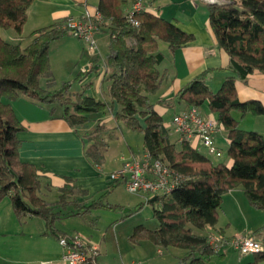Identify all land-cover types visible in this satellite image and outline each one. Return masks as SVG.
<instances>
[{
    "label": "trees",
    "instance_id": "trees-1",
    "mask_svg": "<svg viewBox=\"0 0 264 264\" xmlns=\"http://www.w3.org/2000/svg\"><path fill=\"white\" fill-rule=\"evenodd\" d=\"M33 1L0 0V28H13L21 34ZM126 2L98 1L102 24L109 31L105 73H108L110 103L117 106L114 119L124 122L131 130L142 132L145 149L181 174V182L170 194L154 195L146 201L153 206L158 225L152 229L138 225L131 237L147 238L162 247L182 248L186 250L182 260L187 264H206L215 254L214 250L207 235L192 229L216 224L225 192L241 186L249 204L264 211V135L239 128L232 115L233 111H238L241 116L247 113L264 116V107L259 101H240L235 88L236 79L246 80L255 70L264 74V0L209 2L210 25L219 46L229 57L225 68L228 74L213 91L202 72L182 85L171 98L161 101L167 108L181 103L188 108L198 107L207 102L226 132L227 144L223 150L231 159L230 165L212 162L187 141L177 145L150 98L162 81L157 68L164 58L159 41L174 51L188 44L192 36L146 10L136 15L139 24L133 26L123 11ZM64 22L32 31V38L25 45L20 40L10 42L0 36V200L7 197L19 218L41 217L46 230L55 235V221L63 215L59 207L67 203L68 192L72 189L60 188L57 203H49L38 195L41 175L18 156L21 142L18 133L24 127L10 102L25 96L37 104H58L63 108L61 118L72 126L85 125L90 114L106 111L109 106L106 101L71 91L70 81L52 88L49 46L70 33L64 28ZM80 78L81 75L77 76V80ZM105 126L104 122L98 123L85 135V154L94 163L101 162L107 145L102 137ZM102 197L89 204H80L78 208L85 212L102 206ZM73 213L79 214L80 210ZM253 254V259L244 264L264 261V250Z\"/></svg>",
    "mask_w": 264,
    "mask_h": 264
},
{
    "label": "crops",
    "instance_id": "crops-1",
    "mask_svg": "<svg viewBox=\"0 0 264 264\" xmlns=\"http://www.w3.org/2000/svg\"><path fill=\"white\" fill-rule=\"evenodd\" d=\"M98 1L34 0L28 7L25 22H31L36 27L34 30H36L51 24H58L64 21L66 17L83 18L87 15L92 18L97 17L99 15ZM134 1L127 0L123 11H128ZM144 4L146 11L176 24L192 36V40L188 44L174 51L169 50L166 43L159 41L158 47L164 58L157 65V68L162 75V81L155 93L150 95L151 101L154 103V109L162 115L164 124L170 129L172 140L178 145L180 143L178 134L172 123V117L178 111L170 114L168 121H166L165 114L169 113L172 108H167L164 102L161 101L171 98L182 85L202 72H205V81L209 87H213V85L219 87L228 74L225 68L228 65L229 57L219 46L212 30L206 0H144ZM71 34H65L57 40H63ZM96 38L97 52L94 51L86 56H83L82 52L79 54V57L84 58L82 60L83 66H81L83 69H79L77 74V76L81 75L77 82L79 86L77 91L110 103L109 81L106 79L105 73V60L109 42L107 26L103 24L99 26L96 31ZM104 82H106L105 89L103 88ZM235 88L240 101L257 100L264 107L263 73L255 70L247 76L246 80L236 79ZM10 104L17 119L24 127L18 133V138L21 141L18 147V156L22 162L32 165L41 175L38 195L47 202L49 201L46 199V192L44 191L54 188L60 196V188L65 186L72 189L71 191L67 189L70 191L68 192L67 203H75L76 201L77 206L91 203L93 200L98 199L97 197H100L103 192L112 191L116 187L109 179L108 174L119 168L123 159L142 153L145 149L144 144L138 152H133L129 147L130 155L128 157L121 155L111 161L105 159L103 152L101 162L94 163L85 154L87 142L85 141L84 132H81L79 127L72 126L61 118L63 108L60 105L37 104L30 99L23 98V96L12 100ZM57 106H60L61 110ZM176 106L179 107L180 111L188 108L185 103L177 104L174 107ZM116 109L117 106L113 104L112 110L114 111H112L113 115H110L111 118H114ZM196 109L205 117L217 119L215 113L209 109L207 102L196 107ZM232 115L238 121L239 128L261 131L260 133L264 135L263 115L247 113L245 116H241L238 111H233ZM249 119L251 121L246 122ZM106 120H109L107 116L103 118L102 122L106 124ZM89 128L90 126L85 127V129ZM126 128L131 130L127 126ZM107 129L109 128L106 124L105 130ZM214 141L222 150L225 148L227 139L222 126L214 134ZM190 144L198 151L199 147L203 146L197 139H193ZM206 153L207 155H205L214 163L220 162V158L225 157V160L221 162L231 164V159L225 155V150H223L220 157L214 155L209 157L210 154L207 149ZM142 195L145 200L146 195ZM95 196L97 197L94 198ZM243 196L245 195L241 186L225 192L218 209L216 224L206 226L201 229L202 231L199 234L212 233L229 238L245 231H251L253 234L257 229L264 226V213L262 215V211L257 209H255L257 213L250 211ZM59 199L60 197L55 202L49 203H57ZM144 202L147 203L146 200ZM103 205L105 204L103 203ZM109 205L113 208L112 205L121 204L109 203ZM241 205L246 207V211L252 214V222L246 218L243 224H234L236 222L234 213L237 214L238 212V217L243 214ZM249 206L251 207L250 204ZM138 225L142 224L132 227L133 231ZM116 226L112 227L113 231H115ZM13 228L16 229L15 238L21 239L20 235L29 232L30 235H35L33 237H36L37 240V243L33 244V248H37L38 252L36 251L35 254L31 255V258L27 259L28 261L23 260L20 262L21 264H66L62 258L63 248L58 243V235L69 236L75 232L80 233L86 241L94 242L99 246V253L95 260L96 264H124L123 260L126 255H130L131 264H187L182 260L186 250L173 246L162 247L147 238H132V231L127 234V241L117 235L113 238L112 235L108 236L107 233L87 232L83 228L80 230H63L61 227L56 226L55 235L46 230L45 221L39 216L30 215L19 218L12 209L10 200L7 197L0 200V263L13 261L15 258L12 254L18 252V247L15 245L17 243L12 241L11 237L9 238ZM254 235L261 241L264 250V228L255 232ZM249 254L252 253L241 254L231 245L225 244L217 253L206 260V264L213 263L216 260L223 264H244L253 259L254 254L250 256ZM259 264H264V261Z\"/></svg>",
    "mask_w": 264,
    "mask_h": 264
},
{
    "label": "rangeland",
    "instance_id": "rangeland-1",
    "mask_svg": "<svg viewBox=\"0 0 264 264\" xmlns=\"http://www.w3.org/2000/svg\"><path fill=\"white\" fill-rule=\"evenodd\" d=\"M142 1L144 2V0ZM24 24L25 25L22 28L21 34L16 33L13 28H0V36L3 39L10 42H16L20 40L21 44L25 45L28 42H30L32 38L31 33L36 27H34L31 22L28 23L25 22ZM68 36L69 37L67 38L65 37V39L63 40H55L51 42L49 46V63L53 75L52 77L54 79V85L52 88L54 89L59 88L61 87L63 82L70 81L71 91L74 92L77 91V89L79 88V86L77 85L78 70L83 69L81 66H83L82 60L84 57H79V54H81L82 52L83 56H86L87 54L88 55L92 54V50H90L88 46L83 42V40L78 38L76 35L71 34ZM96 47H97V38H96ZM96 49L97 50H95V52L98 51V48ZM107 76L108 73L106 75V78ZM43 81L44 80L41 79V82ZM103 88L104 89L106 88V82H104ZM210 88H212V90L215 91L217 90L218 87H216V85H213V87ZM24 97L25 96H23V98ZM108 105L109 106L106 108V111L104 113L97 112L90 114L89 115L90 120L85 125H78L77 127L80 128L81 132H84V135H87V132H91L95 128V126L98 123H101L103 118L107 116L109 120L108 121L106 120L107 121L106 124H107V128L109 129L102 131V137L107 142L106 148L104 149L103 152L105 159H107V161H111L117 157H120L121 155L128 157L130 155V148L133 150V152L140 151L143 146V133L136 130H129L126 128L124 122L116 121L114 118H111L110 115L114 110H112L111 103H108ZM57 107L58 109L61 108L60 106ZM174 111L180 112L179 107L176 106L170 109L169 113L167 112L165 114L166 121H168L169 119L168 116L172 114ZM248 121L251 120L249 119L246 122ZM87 126H90V128L85 129V127ZM199 151L207 155L206 149L203 146L199 147ZM208 156L212 157L211 155ZM220 160L224 161L225 157L220 158ZM44 192H46V199L49 202H55L59 198V192L56 191V189L54 188H51L50 190ZM102 195H103L102 202L105 205L92 207L89 209L90 211L86 210L85 212H81V208H78L79 205L78 206L76 205V201L75 203L70 202V203L61 204L59 209L63 212V215L61 216L60 219L55 221L54 226L55 227L59 226L63 230H71V229L80 230L81 228H83L87 232L94 231L99 234L107 233L108 236L112 235L113 238H115V235H117L118 237H121L122 239L124 238L127 241V237H128L127 234H129L131 231L133 232L132 227H134L135 225L142 224L147 228H154L158 225V220L153 214V206L149 203L144 202L145 200L142 194L131 193L127 191L122 182H119L112 191L103 192L100 196ZM96 197L97 196H95L94 198ZM243 197L245 199V203L247 207L250 208V211H254L253 213H257L256 212L257 210H255V208H251L252 206L251 207L249 206V203L245 198V196ZM109 203L121 204V205H112L113 208H111L109 207L110 206ZM240 207L243 210V214L238 217L237 216L238 212L237 214L236 212L234 213V218L236 221L234 222V224L235 223L243 224L246 218L248 220L250 219L249 221L252 222V214L246 211V207L242 205ZM79 210H80V214L73 213ZM261 213L263 215L264 212L262 211ZM115 226H116L115 231H113L112 227ZM192 230L195 233H201L202 231L201 229L195 227H193ZM15 232L16 229L14 230L13 228L11 231V235L9 236V238L11 237L12 241L17 243L15 245L16 247H18V252L12 254L15 259L9 263H0V264H21L20 262H22L23 260L28 261L27 259H30L31 255L35 254L37 251V248H33V244L37 243L36 237H33L35 235H30V233L27 232L26 234L20 235L22 239L21 240L15 238ZM243 233H251V231H245ZM214 236L217 235H214L212 233L207 234L208 240H210L211 238L216 239V237ZM234 236L229 238L219 236L224 240L223 242H221V247L225 244L231 245L229 242ZM220 248L218 249V251L220 250ZM218 251L216 252L214 251V253H217ZM250 255H253V253L249 254V256ZM124 258H125L123 260L124 264H131L130 261L132 259L130 255H126V257ZM20 259L22 260L20 261ZM209 264H223V263H219L216 260L215 262Z\"/></svg>",
    "mask_w": 264,
    "mask_h": 264
},
{
    "label": "built area",
    "instance_id": "built-area-1",
    "mask_svg": "<svg viewBox=\"0 0 264 264\" xmlns=\"http://www.w3.org/2000/svg\"><path fill=\"white\" fill-rule=\"evenodd\" d=\"M146 10L142 0H135L132 7L126 11L125 17L133 26L139 24L136 15ZM102 17L83 18L66 17L64 28L70 33L82 39L92 52L96 50V31L102 24ZM106 69V68H105ZM174 130L178 134V141L192 142L197 139L210 155L220 157L223 150L214 141V134L221 127L215 118L201 115L196 107H189L177 112L172 117ZM112 183L122 182L125 189L131 193L146 195V201L154 195L170 194L181 182V174L172 166L161 159L153 157L144 149L142 153L123 159L119 168L108 174ZM209 241L210 246L216 252L224 240L214 236ZM217 240V241H216ZM58 243L63 248V260L66 264H84L91 262L96 264L99 246L94 242L86 241L80 233L61 235ZM220 243V244H219ZM231 246L241 254L256 253L263 250V245L252 233H242L234 236Z\"/></svg>",
    "mask_w": 264,
    "mask_h": 264
},
{
    "label": "water",
    "instance_id": "water-1",
    "mask_svg": "<svg viewBox=\"0 0 264 264\" xmlns=\"http://www.w3.org/2000/svg\"><path fill=\"white\" fill-rule=\"evenodd\" d=\"M208 3L211 2V1H217V0H206ZM84 264H92L91 262H88V263H84Z\"/></svg>",
    "mask_w": 264,
    "mask_h": 264
}]
</instances>
